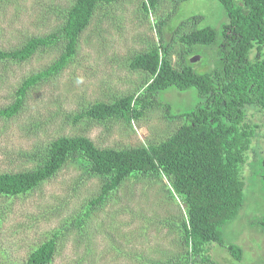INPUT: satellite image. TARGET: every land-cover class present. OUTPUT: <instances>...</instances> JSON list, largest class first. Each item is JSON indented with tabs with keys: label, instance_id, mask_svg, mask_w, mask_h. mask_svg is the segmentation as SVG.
<instances>
[{
	"label": "rangeland",
	"instance_id": "1",
	"mask_svg": "<svg viewBox=\"0 0 264 264\" xmlns=\"http://www.w3.org/2000/svg\"><path fill=\"white\" fill-rule=\"evenodd\" d=\"M74 0H0V49L19 47L33 36L59 33ZM146 0H118L99 6L77 39L76 52L57 74L33 85L19 111L0 116V172L28 171L43 159L32 154L47 148L59 136L82 135L99 148H131L165 140L182 124L180 114L193 108V88L169 87L160 103L139 118L92 119L83 115L96 103H112L135 94L150 77L131 67L139 53L158 44L156 21L164 27L169 59L180 69L188 49L181 36L193 29L192 14L204 17L200 25L217 26L225 20L216 0H159L146 10ZM182 23V24H181ZM58 39L39 48L25 61H0V109L16 97L29 75L50 65L62 53ZM187 58L198 73L217 65L215 45H195ZM245 121L255 125L254 138L241 167L243 205L222 229L224 245L241 248L234 259L224 247L211 244L208 252L219 264H264V231L255 222L264 218V110L245 107ZM85 161L68 159L50 179L25 196L0 197V264H18L42 241L55 233L57 248L49 264H206L183 261L185 247L180 222L186 218L182 201L171 196L165 176L126 177L101 204L93 206L105 177L89 174ZM88 207V210H87ZM87 210V211H86Z\"/></svg>",
	"mask_w": 264,
	"mask_h": 264
},
{
	"label": "trees",
	"instance_id": "2",
	"mask_svg": "<svg viewBox=\"0 0 264 264\" xmlns=\"http://www.w3.org/2000/svg\"><path fill=\"white\" fill-rule=\"evenodd\" d=\"M118 0H74L68 10L59 38L56 34L33 36L19 47L0 49V61H25L37 49L54 41L64 40L62 53L41 71L29 75L16 89V97L0 109V116L11 117L21 108L24 96L34 84L59 73L76 52L77 39L88 25L93 12L103 4ZM159 0H146V10ZM188 0H178V6ZM224 11L225 20L218 27L200 25L205 19L199 14L181 18L193 21V29L181 36L188 45L180 69L169 59V42L164 27L170 31L175 24L168 20L155 22L158 44L139 53L131 67L149 73L150 77L135 94L124 95L112 103H96L83 115L92 119L119 117L125 121L139 118L144 110L160 103L159 93L169 87L179 91L193 88L197 104L180 114L182 124L165 140L131 148H99L82 135L59 136L42 153L41 164L28 171L0 172V197L25 196L42 182L53 177L68 161H85L89 174L105 177L97 196L90 204H101L120 183L132 175L165 176L167 192L184 204L186 218L180 222L185 247L183 261L219 264L211 257V244L222 246L236 260L241 248L224 245L223 226L233 219L243 205L244 181L241 167L255 137V125L245 121V107L254 104L264 110V0H216ZM181 23V24H182ZM215 45L217 65L210 72L198 73L187 57L195 45ZM264 167V155L261 159ZM88 210V207H87ZM86 210V211H87ZM264 231V218L255 222ZM1 225V216H0ZM57 229L32 249L18 264H49L56 252Z\"/></svg>",
	"mask_w": 264,
	"mask_h": 264
}]
</instances>
